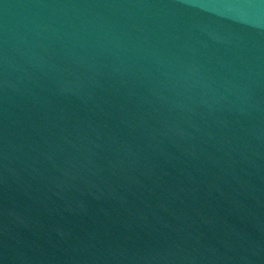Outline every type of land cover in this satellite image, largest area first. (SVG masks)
Returning a JSON list of instances; mask_svg holds the SVG:
<instances>
[{
    "label": "water",
    "instance_id": "water-1",
    "mask_svg": "<svg viewBox=\"0 0 264 264\" xmlns=\"http://www.w3.org/2000/svg\"><path fill=\"white\" fill-rule=\"evenodd\" d=\"M0 264H264V0H0Z\"/></svg>",
    "mask_w": 264,
    "mask_h": 264
}]
</instances>
